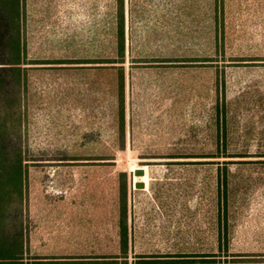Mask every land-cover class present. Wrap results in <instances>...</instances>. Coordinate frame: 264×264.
Wrapping results in <instances>:
<instances>
[{"label":"rangeland","instance_id":"1","mask_svg":"<svg viewBox=\"0 0 264 264\" xmlns=\"http://www.w3.org/2000/svg\"><path fill=\"white\" fill-rule=\"evenodd\" d=\"M123 1L21 0L22 264H264V0Z\"/></svg>","mask_w":264,"mask_h":264},{"label":"trees","instance_id":"2","mask_svg":"<svg viewBox=\"0 0 264 264\" xmlns=\"http://www.w3.org/2000/svg\"><path fill=\"white\" fill-rule=\"evenodd\" d=\"M117 3L115 15L117 56L108 58L114 60L112 62H118L115 60H121L125 56L124 1L117 0ZM21 20V0H0V202L2 201V203L6 202L5 193L8 187L13 186L17 190L19 189L20 193L22 191L21 142L19 135L16 134L17 121L21 115V89L25 71L23 67L25 48L22 42ZM123 89L121 86V93ZM8 121L12 122V127L7 124ZM122 132H124V120L121 124ZM216 149V153L207 157H230L227 153L226 142L222 144L217 139ZM12 215V211L5 212L0 208V263L22 264L23 242L21 236L16 231L10 233L11 235L8 234L4 227L5 220H8ZM127 220L128 209L124 204L120 219V242L124 253H127L129 244ZM221 237L220 234V244ZM229 262L234 261L228 260Z\"/></svg>","mask_w":264,"mask_h":264},{"label":"water","instance_id":"3","mask_svg":"<svg viewBox=\"0 0 264 264\" xmlns=\"http://www.w3.org/2000/svg\"><path fill=\"white\" fill-rule=\"evenodd\" d=\"M134 174L136 175V176H144L145 175V169L144 168H136L135 170H134ZM135 187L136 188H145L146 187V183H145V181L144 180H140V181H136L135 182Z\"/></svg>","mask_w":264,"mask_h":264}]
</instances>
